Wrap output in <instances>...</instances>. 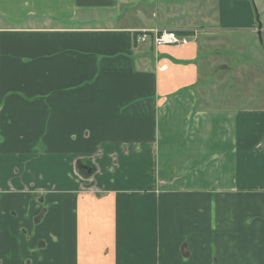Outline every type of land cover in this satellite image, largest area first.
I'll list each match as a JSON object with an SVG mask.
<instances>
[{"label": "crops", "instance_id": "obj_1", "mask_svg": "<svg viewBox=\"0 0 264 264\" xmlns=\"http://www.w3.org/2000/svg\"><path fill=\"white\" fill-rule=\"evenodd\" d=\"M119 3L0 0V264H215L195 255L215 240L202 198H226L238 231L221 264L260 260L237 206L264 205V111L209 108L196 89L212 32L257 33L249 2L217 0L202 38L159 47H135L158 25L117 26Z\"/></svg>", "mask_w": 264, "mask_h": 264}, {"label": "rangeland", "instance_id": "obj_2", "mask_svg": "<svg viewBox=\"0 0 264 264\" xmlns=\"http://www.w3.org/2000/svg\"><path fill=\"white\" fill-rule=\"evenodd\" d=\"M131 1L130 11L123 12L125 5H120V0H118L120 6H118L117 13L118 16H121V19L116 25L120 27L139 26V28H144L155 23L159 27L155 26L156 28L152 30H141L138 33L139 37L144 34L146 41H150L151 34L160 29L173 33L179 32L183 26L178 27L176 25L186 24L188 22L189 26L185 28L190 29L186 30V32L196 31L197 33L199 32L198 34L201 37L204 33L200 31H207L206 27L212 25L209 24L212 19V12H216L218 7L217 0ZM245 1L249 2L250 16L256 21V25L258 26L261 23L258 16L261 8L264 6V1ZM125 9L128 10L126 7ZM195 14L199 18L197 21L193 20L190 25V19L191 17H195ZM215 25H217V22ZM191 28H195V30ZM212 34L213 36L211 37L213 39H219L218 41L221 44L211 45L215 47L218 53H211L209 57L205 58L204 63L206 65L208 64L206 70L208 67H213L207 74L205 73V78L201 79L196 86L200 97L204 98L200 103L205 104L209 108L223 107L225 105V107H229L230 109L250 107V109L255 108L264 111V38L261 37L260 42L257 33H250L246 30H237L220 36H217L214 32ZM142 43L141 41L138 43L135 41V47L141 46ZM202 43V46L206 47L203 41ZM203 47L200 50L205 54L206 52ZM222 67L225 68L223 69ZM213 76H215L214 79ZM251 199L256 201L260 200L257 197L244 198L239 201L238 204L240 205L237 206V211L248 216L246 218L248 223L246 228L249 232L245 234L247 244L253 247H260V245L264 244V217L259 218L255 215L253 217L250 215L251 213L256 214V212L258 215L264 213V205L252 204L249 202ZM224 201L226 202V198H202L198 202L199 209L196 212L198 216V228H207L206 225L209 224V218L213 224V228H210L213 230L211 235L212 238L213 236L215 237L214 243L213 240L207 243V233L205 237L203 236L195 243L197 250L195 255L199 263L208 262L209 254L211 263L221 264L223 259L221 255L223 252L222 248L232 246L228 237L231 238L232 242L236 243L235 236L238 231L234 227L235 224H230L233 218L226 219L232 214V211H229L227 202L225 203ZM189 210L196 211V209H193V206ZM249 233H251L250 236H248ZM193 241L195 242L194 239ZM194 242H192L193 245ZM208 245L210 246L208 247ZM249 255L250 252H248L247 259L242 264H264V257L257 261L256 259L250 258Z\"/></svg>", "mask_w": 264, "mask_h": 264}, {"label": "built area", "instance_id": "obj_3", "mask_svg": "<svg viewBox=\"0 0 264 264\" xmlns=\"http://www.w3.org/2000/svg\"><path fill=\"white\" fill-rule=\"evenodd\" d=\"M146 40L145 36L139 38L138 41L144 42ZM155 46H180L186 43L185 38L177 37L175 33L168 31H160L154 34L153 38Z\"/></svg>", "mask_w": 264, "mask_h": 264}, {"label": "trees", "instance_id": "obj_4", "mask_svg": "<svg viewBox=\"0 0 264 264\" xmlns=\"http://www.w3.org/2000/svg\"><path fill=\"white\" fill-rule=\"evenodd\" d=\"M176 35H178L179 37H182V36H189V35H191V33L190 32H176L175 33ZM133 36H134V40H136V38L138 37V33H135V34H133ZM153 34H151V39H153Z\"/></svg>", "mask_w": 264, "mask_h": 264}, {"label": "water", "instance_id": "obj_5", "mask_svg": "<svg viewBox=\"0 0 264 264\" xmlns=\"http://www.w3.org/2000/svg\"><path fill=\"white\" fill-rule=\"evenodd\" d=\"M260 29H261V25L259 24V25H258L257 36H258V38H259V40H260V42H261Z\"/></svg>", "mask_w": 264, "mask_h": 264}, {"label": "bare ground", "instance_id": "obj_6", "mask_svg": "<svg viewBox=\"0 0 264 264\" xmlns=\"http://www.w3.org/2000/svg\"><path fill=\"white\" fill-rule=\"evenodd\" d=\"M156 32H160V31H155L154 33H156ZM177 36V35H176ZM143 37V36H142ZM177 37H179V36H177ZM141 38V37H140ZM183 38H185V37H183ZM139 40V39H138ZM185 40H186V38H185ZM186 42H187V40H186ZM186 44V43H185ZM183 45V44H182Z\"/></svg>", "mask_w": 264, "mask_h": 264}]
</instances>
